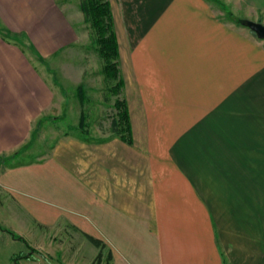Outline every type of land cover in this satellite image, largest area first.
I'll use <instances>...</instances> for the list:
<instances>
[{
    "label": "crops",
    "instance_id": "crops-1",
    "mask_svg": "<svg viewBox=\"0 0 264 264\" xmlns=\"http://www.w3.org/2000/svg\"><path fill=\"white\" fill-rule=\"evenodd\" d=\"M109 3L131 142L80 127L47 153L70 225L109 264H264V39L224 11L264 24V0ZM79 13L0 0V165L50 117L42 67L79 43Z\"/></svg>",
    "mask_w": 264,
    "mask_h": 264
},
{
    "label": "rangeland",
    "instance_id": "rangeland-1",
    "mask_svg": "<svg viewBox=\"0 0 264 264\" xmlns=\"http://www.w3.org/2000/svg\"><path fill=\"white\" fill-rule=\"evenodd\" d=\"M57 1L62 4L65 0ZM69 2L79 11L82 0ZM224 11L234 22L243 18L233 14L227 5ZM79 14L74 21L81 33L79 43L49 58L42 67L46 73L41 70L55 92L50 117L41 124L36 122L28 142L12 153L11 160L6 159L0 165L1 173L12 167V188L0 184V264L94 261L93 245L69 223L77 213L71 205L72 195L62 193L68 187L61 185L56 164L47 159V153L60 138L84 135L79 127L82 111L86 114V129L82 130L98 129L104 135H111L112 116L116 113L114 103L118 96L104 80L103 61L89 24L83 12ZM246 20L252 19L243 18V22ZM36 245L41 249H35Z\"/></svg>",
    "mask_w": 264,
    "mask_h": 264
},
{
    "label": "trees",
    "instance_id": "trees-1",
    "mask_svg": "<svg viewBox=\"0 0 264 264\" xmlns=\"http://www.w3.org/2000/svg\"><path fill=\"white\" fill-rule=\"evenodd\" d=\"M80 9L84 14L85 22L89 24L90 34L103 61L102 71L105 76L104 80L107 85H109V89L118 96L114 103L116 113L112 116L111 130L114 135H118L127 142H131V123L127 103L122 96L123 84L119 70V51L109 0H82L80 3ZM230 17L233 18L232 13H230ZM235 21L238 24H243V18H238ZM0 34L5 36L1 30ZM43 119H45V117H42L39 120V124L42 123ZM85 125L86 114L82 113L80 116L79 127L86 129ZM86 236L98 248L102 249L91 264H103L104 261V264H109L112 255L109 251L106 259L103 258V248L105 247L104 242L88 234H86Z\"/></svg>",
    "mask_w": 264,
    "mask_h": 264
},
{
    "label": "water",
    "instance_id": "water-1",
    "mask_svg": "<svg viewBox=\"0 0 264 264\" xmlns=\"http://www.w3.org/2000/svg\"><path fill=\"white\" fill-rule=\"evenodd\" d=\"M247 27L256 33L258 38L264 39V24L254 20H246L243 22Z\"/></svg>",
    "mask_w": 264,
    "mask_h": 264
}]
</instances>
